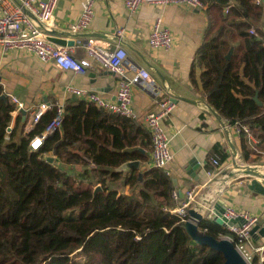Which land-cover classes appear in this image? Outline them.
<instances>
[{
	"label": "trees",
	"instance_id": "1",
	"mask_svg": "<svg viewBox=\"0 0 264 264\" xmlns=\"http://www.w3.org/2000/svg\"><path fill=\"white\" fill-rule=\"evenodd\" d=\"M205 3L208 23L196 52L200 93L229 125H249L259 139L255 149L239 136L244 160L254 161L250 154L264 152V0ZM15 109L0 98V264H222V253L196 243L170 211L179 206L170 175L155 167L115 170L146 160L125 150L146 136L135 121L74 95L60 127L31 149L55 110L23 134L27 118L20 110L12 115ZM198 226L217 239L227 232L210 219ZM252 262L264 264L257 253Z\"/></svg>",
	"mask_w": 264,
	"mask_h": 264
},
{
	"label": "crops",
	"instance_id": "2",
	"mask_svg": "<svg viewBox=\"0 0 264 264\" xmlns=\"http://www.w3.org/2000/svg\"><path fill=\"white\" fill-rule=\"evenodd\" d=\"M82 1L58 0L48 33H55L67 41L94 40L110 46L121 45L127 56L148 70L153 81L159 85L155 88L138 79L131 88L132 107L138 113V118L133 121L146 133V136L139 137L135 145L146 156L143 162L134 159L139 161V168L146 169L151 161L150 137L143 115L158 109V103L163 98H172V94L180 96L175 108L162 120L170 137L172 159L168 167L170 176L176 182L177 193L181 192L184 197L188 189L194 188L195 193L199 194L196 200L203 209L212 204L222 207L228 204L237 210L264 213V195L249 189L247 180L251 177L236 168V165L242 166L240 162L243 165L247 163L257 166L264 174V152L259 157L249 155L250 159L257 160H244L239 134L219 117L200 93L201 68L196 64V52L208 23L205 11L184 5L159 7L142 3L133 14H129L124 0H95L91 25L83 32L73 33L70 25L77 20ZM158 15H161L163 24L173 35L172 46L167 51L152 49L148 45L150 26ZM119 30H122L121 35ZM75 53L81 56L83 50L77 48ZM117 81L115 74L104 69L80 75L59 69L51 62H42L24 51H0L1 94L8 98L14 96L23 103L26 110L24 119L27 118L23 134L33 129L30 119L39 104L65 103L74 97L67 91L68 87L87 89L113 99ZM220 155H223L222 159ZM213 156L219 158L223 171L209 181L205 170L207 166L211 167L210 159ZM191 161L197 163L191 167ZM190 171H193L192 175ZM252 238L256 245H263L261 236Z\"/></svg>",
	"mask_w": 264,
	"mask_h": 264
},
{
	"label": "built area",
	"instance_id": "3",
	"mask_svg": "<svg viewBox=\"0 0 264 264\" xmlns=\"http://www.w3.org/2000/svg\"><path fill=\"white\" fill-rule=\"evenodd\" d=\"M259 3L260 0H255ZM58 0H0V51L19 50L35 55L42 62H51L59 69L70 70L76 74L84 75L91 70L104 69L112 72L118 77L117 88L114 98H107L87 89L73 86L67 91L82 99L91 101L96 107L118 113L124 117L136 120L138 113L132 107L131 88L133 83L141 79L146 83H152L153 78L145 68L140 67L132 61L121 45L110 46L94 40L85 42L77 41L72 46H61L47 40L48 30L53 19ZM147 3L159 7L166 5H184L204 10L205 0H124V6L129 14H133L138 6ZM95 0H83L77 20L70 25L73 33L83 32L89 28L94 17ZM228 7L224 9L226 12ZM121 35L122 30H119ZM249 33L256 35L253 28ZM148 45L152 49L169 50L172 46L173 35L168 27L163 24L161 15L154 18L148 33ZM77 48L83 50L81 56L76 55ZM15 105V113L24 108V105L16 97H10ZM158 109L150 110L143 115L145 127L150 136L151 161L149 167L161 169L170 175L169 162L172 159L170 152V137L166 133L162 120L174 108L175 102L165 97L158 103ZM55 110V116L47 124L44 130L35 135L29 142L31 149H37L47 134L52 133L60 127L64 111V102L56 101L54 104H39L32 113L30 123L34 125L40 116L48 109ZM226 123L227 121L224 120ZM238 134L244 133L249 144L255 149L259 139L255 137L249 125H233ZM11 126H8L9 133ZM8 134H6V138ZM254 155V154H253ZM210 168H206L205 174L208 180L216 178L222 171V164L217 156L210 159ZM244 166V165H242ZM174 197H178L176 191H172ZM194 188L187 190L184 201L179 206L171 209L183 222L188 220V209L190 207L200 211L205 219L214 217V204L199 210V204L194 198ZM220 218L232 221L226 224L227 232L219 238L226 239L234 244L236 250L243 256L248 264L252 262L254 253L259 254L260 261L264 260V244L256 245L250 230L264 220V213L253 214L246 210H237L231 205H226Z\"/></svg>",
	"mask_w": 264,
	"mask_h": 264
},
{
	"label": "water",
	"instance_id": "4",
	"mask_svg": "<svg viewBox=\"0 0 264 264\" xmlns=\"http://www.w3.org/2000/svg\"><path fill=\"white\" fill-rule=\"evenodd\" d=\"M264 22V18H263ZM47 40L50 42H53L57 45L61 46H72L75 41L74 40H65L61 39L58 35L55 33H48L47 35ZM232 48L229 50L227 57L231 54ZM152 86H155V88H158V83L155 81H152V83H149ZM168 92V90H167ZM172 98L171 101L176 102L180 96L171 95ZM0 98L5 99L6 95L5 94H0ZM182 98V97H181ZM254 100L258 103L261 104L260 100L258 99L257 93L254 95ZM20 112L22 114V119H24V115L26 110L24 108L20 109ZM126 151H133V150H140V147L133 146V147H126ZM45 159H47L49 162L54 161V156H45ZM197 162H190L191 167L194 166ZM139 161L138 160H130L127 162H124L120 166L116 167V171H128L131 167H139ZM239 169L247 176H250L251 178L247 180V186L249 189L255 191L256 193L264 195V174L260 173L259 169L255 165H244V166H239ZM190 175L193 174V171L189 172ZM98 189V187L96 188ZM95 189V190H96ZM180 202L184 201V197L181 192L177 193ZM222 207L219 204H216L213 208L214 212V217L212 218V221L218 225H221L223 227L226 226V224L231 225L232 221L226 220L224 218H220L221 213L223 212L225 206ZM199 210H203V206L199 207ZM188 220L184 222V227L188 234L192 237L194 241L198 244H205L209 246L210 248L220 251L223 255V262L222 264H248L246 260L243 258V256L236 250L234 247V244L226 239L222 238H215L212 235L206 233L205 231H202L199 228V222L204 218L203 214L196 210L193 207H190L188 209ZM250 234L252 237L256 236H261L264 239V221L261 224L255 225L252 227L250 230ZM264 244V243H263Z\"/></svg>",
	"mask_w": 264,
	"mask_h": 264
},
{
	"label": "rangeland",
	"instance_id": "5",
	"mask_svg": "<svg viewBox=\"0 0 264 264\" xmlns=\"http://www.w3.org/2000/svg\"><path fill=\"white\" fill-rule=\"evenodd\" d=\"M240 165H243L242 162H240ZM244 165H247V163H245ZM236 168L239 169V166L236 165ZM195 199L199 198V194L197 193L194 197ZM198 200V199H197Z\"/></svg>",
	"mask_w": 264,
	"mask_h": 264
}]
</instances>
